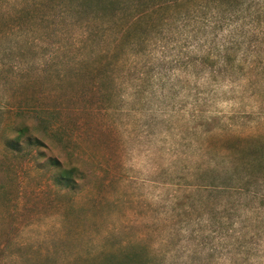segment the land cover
I'll return each mask as SVG.
<instances>
[{"label":"rangeland","instance_id":"rangeland-1","mask_svg":"<svg viewBox=\"0 0 264 264\" xmlns=\"http://www.w3.org/2000/svg\"><path fill=\"white\" fill-rule=\"evenodd\" d=\"M24 120L46 148L6 145ZM263 146L264 0H0V264H264Z\"/></svg>","mask_w":264,"mask_h":264},{"label":"trees","instance_id":"trees-1","mask_svg":"<svg viewBox=\"0 0 264 264\" xmlns=\"http://www.w3.org/2000/svg\"><path fill=\"white\" fill-rule=\"evenodd\" d=\"M227 15L228 18H222L219 14H216V22L221 23V19L225 21L222 22V26L218 25L217 27V29L224 33V40L222 44H216V42L214 41L215 44L213 47H206V45H202V49L200 51L201 54L197 56L200 66L206 67L208 70H215L214 72H212V78L215 79L223 74V70L245 69V66H243L242 63L244 59L242 58H249V56H247L249 53L247 52L250 51V49L248 48L252 47L253 44L252 40L247 41L246 37L253 30H255L254 26H249V24L245 22V18L239 16V12H231ZM259 27L262 28L261 25ZM224 28L226 29L224 30ZM195 61L197 60H192L189 63L195 64ZM216 70H219V72H217ZM44 126H46V122H42L40 124V127ZM11 131L14 134V137L8 140L6 145L13 151L20 152L22 150V143L24 141L26 143V146L28 145L37 149L47 147L44 144V140L39 138L38 136H35L34 134L35 131H38V128L33 129V126L26 120L22 121L19 124H15L12 127ZM243 154L244 152L239 149L237 150V152H235V155L238 159L242 158ZM254 155L255 160L264 159V146L262 147V149L260 148L257 155ZM40 156H43V154H40ZM50 164L57 171L55 179L58 183L64 182L66 185H71L81 177H83V173L80 171L79 166L73 165L72 162L66 163L58 158H51ZM202 190L209 191V187L204 186L202 187ZM245 237V234L242 232L234 233V248H232L231 254H234V250H236L237 256H242L244 255V253H247L251 250V248L247 245H241L239 243L241 239Z\"/></svg>","mask_w":264,"mask_h":264}]
</instances>
